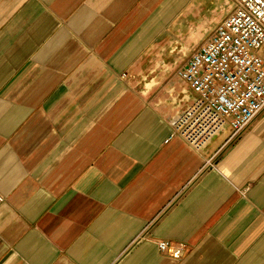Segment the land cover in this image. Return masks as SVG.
<instances>
[{
  "label": "crops",
  "instance_id": "obj_1",
  "mask_svg": "<svg viewBox=\"0 0 264 264\" xmlns=\"http://www.w3.org/2000/svg\"><path fill=\"white\" fill-rule=\"evenodd\" d=\"M227 7L0 0V264H264V111L202 149L170 124Z\"/></svg>",
  "mask_w": 264,
  "mask_h": 264
},
{
  "label": "built area",
  "instance_id": "obj_2",
  "mask_svg": "<svg viewBox=\"0 0 264 264\" xmlns=\"http://www.w3.org/2000/svg\"><path fill=\"white\" fill-rule=\"evenodd\" d=\"M232 4L179 71L198 96L170 122L172 134L198 149L228 126L232 138L240 136L264 111V0ZM158 246L177 259L185 254L183 243Z\"/></svg>",
  "mask_w": 264,
  "mask_h": 264
},
{
  "label": "rangeland",
  "instance_id": "obj_3",
  "mask_svg": "<svg viewBox=\"0 0 264 264\" xmlns=\"http://www.w3.org/2000/svg\"><path fill=\"white\" fill-rule=\"evenodd\" d=\"M224 2H226V7H227V5H228V7H227V9H232V1H229V0H223ZM228 1H229V3H228ZM228 10V11H229ZM231 11V10H230ZM229 11V12H230ZM228 14V13H227ZM227 14H226V16H227ZM225 16V17H226ZM212 32V31H211ZM210 34V33H209ZM208 37V35L206 36V38ZM205 38V39H206ZM204 39V40H205ZM203 40V41H204ZM202 41V42H203ZM200 46V45H199ZM198 48V47H197ZM188 55H190V53L188 54ZM187 55V56H188ZM187 56H185V60H186V58H187ZM185 60H184V62H185ZM183 62V63H184ZM183 65V64H182ZM182 65H181V67H182ZM162 69H164V68H162V66H159V67H157L155 70H153V71H151L150 73H148L147 75H141L140 76V79H139V81H138V87L139 88H141L143 91H148L151 87H153V86H151V87H148V85H146V83L149 81V80H153L154 82H153V85H154V83H155V85H156V87L158 88V93L160 92V95L161 94H163L164 96H168V97H172L173 96V94H172V89H170V87H169V85L170 84H168V83H164V82H166V81H164V82H162L161 81V77L160 76H162L163 75V73H164V71L162 72ZM165 74V73H164ZM163 80V79H162ZM147 86V90H146V86ZM152 91H154V89L152 90ZM153 94V93H152ZM152 94H150V96H152ZM154 97H156V95L154 94L153 95ZM154 97H152L153 98V101H155V99H154Z\"/></svg>",
  "mask_w": 264,
  "mask_h": 264
}]
</instances>
